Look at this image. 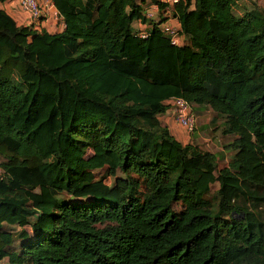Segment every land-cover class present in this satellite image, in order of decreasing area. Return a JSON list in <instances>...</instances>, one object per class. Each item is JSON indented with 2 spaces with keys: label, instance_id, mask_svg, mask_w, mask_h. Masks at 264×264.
Listing matches in <instances>:
<instances>
[{
  "label": "trees",
  "instance_id": "16d2710c",
  "mask_svg": "<svg viewBox=\"0 0 264 264\" xmlns=\"http://www.w3.org/2000/svg\"><path fill=\"white\" fill-rule=\"evenodd\" d=\"M143 1L51 0L53 33L0 10V259L264 264V9L177 0L173 45ZM174 97L221 118L227 165L160 121Z\"/></svg>",
  "mask_w": 264,
  "mask_h": 264
},
{
  "label": "rangeland",
  "instance_id": "374dc122",
  "mask_svg": "<svg viewBox=\"0 0 264 264\" xmlns=\"http://www.w3.org/2000/svg\"><path fill=\"white\" fill-rule=\"evenodd\" d=\"M12 0H9L8 2H11ZM257 5L262 7L264 9V0H255ZM248 3H245L243 5H237L234 9V13L238 14L240 10H242V7H246ZM135 22V21H134ZM133 22V23H134ZM146 25V24H144ZM135 26V23L133 24ZM193 108V107H192ZM193 114L195 118V128L193 132L190 134L185 132V135L183 139H179L181 143L185 142H192L193 144L197 145L201 150H206L209 152H213L215 156V162H216V170L219 168L227 165L228 161L230 160L233 150L231 148H226L225 150H222V147L227 142L231 141V138H222L219 134V123L221 121V118L216 117L215 122H210V118L212 116V112L209 110L206 106H200L193 108ZM160 121L162 123H171L180 128L179 125H177L172 117V110H168L166 114L159 117ZM176 128V129H178ZM174 131V128H171ZM183 130L182 128H180ZM184 131V130H183ZM176 132V131H174ZM117 176L121 175L119 171H116L115 173ZM98 176H102L104 181L108 184H111L113 181V176L105 174V171H100L97 173ZM217 188V183L213 182L209 185V191L204 195V198L208 199L209 203L213 206L216 204V195L215 190ZM59 199L67 200L69 202L73 201L72 198L66 194L65 192H60L58 195ZM75 200V199H74ZM174 209H179V204H173ZM8 231H11L13 235L17 234L19 230L25 229L26 231H29L27 227L20 228L17 225L14 226H7L6 227ZM13 250H15V247H13ZM0 264H10L6 258L0 259Z\"/></svg>",
  "mask_w": 264,
  "mask_h": 264
},
{
  "label": "built area",
  "instance_id": "2783aa9c",
  "mask_svg": "<svg viewBox=\"0 0 264 264\" xmlns=\"http://www.w3.org/2000/svg\"><path fill=\"white\" fill-rule=\"evenodd\" d=\"M9 1V0H7ZM16 2L18 9L24 12L29 20L27 25L32 24L35 29L42 27V21L47 18L56 20L59 14L54 8L51 0H12ZM158 3L164 4L162 8H158L157 4L149 2L148 8H143L142 12L147 19H157L159 16L165 18L160 23V29L163 34L168 36L169 42L173 45H181L183 43L180 34L178 21L171 16L170 9L173 13V4L177 0H156ZM160 13V14H159ZM140 37H144L145 33L140 32ZM171 104L172 117L174 122L180 126L186 133H190L194 127V116L190 110L188 103L179 97H174L169 100ZM1 174V167H0Z\"/></svg>",
  "mask_w": 264,
  "mask_h": 264
},
{
  "label": "crops",
  "instance_id": "0c3cea01",
  "mask_svg": "<svg viewBox=\"0 0 264 264\" xmlns=\"http://www.w3.org/2000/svg\"><path fill=\"white\" fill-rule=\"evenodd\" d=\"M140 5H141L142 9L145 7L148 8L150 6L148 0H144ZM0 10L4 11L14 21L16 26H24V25H27L29 22H31V20H29L27 15L24 12H22L20 9H18L15 1H11V2H8L7 0H4L3 2L0 1ZM170 13L172 14V9H170ZM158 18H161V17L159 16ZM134 23H135V26H133ZM134 23H132V27L134 29L145 30L144 24H141L138 21H135ZM61 26L62 25H61V22L59 21V18H57L56 20H53L51 18H47L46 20L42 21V27L47 32H50V33L59 31ZM166 112L164 114H166ZM163 124L167 125L170 132L173 134V136L177 140H178V138L183 139V137L185 135V132L183 130L178 128L176 125L174 127L173 124L168 123V122L163 123ZM172 127L174 128V131H176V132H174L171 129ZM176 128H178V129H176Z\"/></svg>",
  "mask_w": 264,
  "mask_h": 264
}]
</instances>
